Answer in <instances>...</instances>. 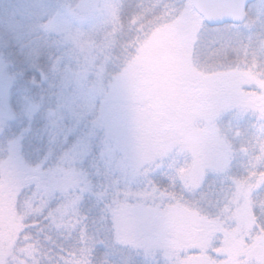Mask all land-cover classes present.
I'll return each instance as SVG.
<instances>
[{
  "label": "rangeland",
  "instance_id": "1",
  "mask_svg": "<svg viewBox=\"0 0 264 264\" xmlns=\"http://www.w3.org/2000/svg\"><path fill=\"white\" fill-rule=\"evenodd\" d=\"M120 2L0 0V124L10 113H20L26 96L40 97L44 110L36 123L42 121L50 128L53 138L58 135L61 149L65 148L62 155L49 156L54 158L48 163L44 161L41 168H20L25 162L30 165L34 157L26 156L22 145L18 147L16 135L13 139L12 133L6 136L0 132V177L7 174L21 182L8 191L0 184V223L4 222L11 232L16 229V234L19 233L22 219L13 213V208L16 195L24 185L37 186V191L46 193L48 203L54 206L55 197L58 196L59 201L67 199V185L83 182L87 188L78 201V208L84 197H97L96 191L103 192L99 197L108 203V208L116 193L130 191L134 195L121 200L128 206L130 235L127 238L116 236L109 208L110 219L105 220V227L94 221L90 223L92 231L87 235L93 252L95 254L99 247L107 251L99 257L100 264L105 260L108 264H120L117 259L120 248L128 254H136L146 263L163 264L160 262L163 261L162 245L167 235L164 208L159 201L135 195L146 187L135 171L174 150L195 154L204 138L213 131L214 102L216 107L221 106L215 97L220 94L214 85L221 79L232 81L236 88L228 96H233L241 93L240 85L252 82L235 70L228 78L218 77L206 83L201 78L204 67L194 63L195 29L188 36L182 35L175 22L164 23L126 54L120 50L127 35V27L119 25ZM56 4L62 5L55 7ZM63 6L68 7L67 10L62 9ZM136 25L141 28L139 20ZM131 34L138 36L136 31ZM54 36L60 39L54 46L60 49L61 55L62 42H68L75 55L70 52L64 59L53 60L49 51L51 58L43 57L39 46H45L47 52L52 48L49 40ZM81 53H84L82 59L78 56ZM27 74L29 78L25 80ZM18 76L24 81H19ZM91 76L96 78L90 80ZM34 79L38 80V87L33 85ZM50 79L54 84H50ZM254 79L258 82L254 84L259 85L261 78L255 76ZM79 91L92 109L89 122L79 119L77 100H71ZM260 94L264 96V90ZM260 101H264V97ZM26 102L29 109L35 107L30 99ZM95 107H98L97 112ZM50 112L55 113L58 121L55 125L49 119ZM21 123L23 121L18 120L16 126ZM85 125L89 127L80 131V126ZM93 148L98 152L97 165L96 154H90ZM89 158L90 164L86 166ZM80 161L84 164L82 168ZM96 179L99 186L92 187ZM6 211L11 215L4 218ZM233 220L236 228L230 234V250L238 253L236 256L247 254L257 261L264 260V245L244 244V236L256 225L251 206L238 212ZM1 229L5 230L3 226ZM209 231L202 221L190 216L176 221L174 236L180 243L203 244L209 238Z\"/></svg>",
  "mask_w": 264,
  "mask_h": 264
},
{
  "label": "snow or ice",
  "instance_id": "2",
  "mask_svg": "<svg viewBox=\"0 0 264 264\" xmlns=\"http://www.w3.org/2000/svg\"><path fill=\"white\" fill-rule=\"evenodd\" d=\"M126 7L154 17L163 15L166 21L175 22L185 36L195 29L193 55L198 67L211 65L213 71L227 72L255 65L261 75L259 87L246 84L240 85V90H264V0H161L154 6L131 0ZM32 83L39 86L37 79ZM214 87L224 96L236 88L228 79H221ZM26 99L35 107L29 109ZM43 110L40 97L26 96L20 113H10L0 124V132L6 136L12 133L13 139L18 134L23 140L31 132V121ZM237 116H243L238 125L234 118ZM49 119L54 125L58 123L54 112L49 113ZM18 120L23 121L19 127ZM212 126L213 131L195 154L174 150L139 167L135 172L146 187L135 195L159 201L164 208L167 235L162 245L163 264H264V260L257 261L247 254L233 256L230 252V234L236 228L233 217L246 206H251L259 227L254 225L244 237L245 246H253L264 231V113L221 105ZM0 184L8 191L21 182L5 174L0 177ZM66 187L67 199L55 207L41 192L31 195L32 200L25 206L20 190L15 208L27 219H23V228L14 242L7 233L0 241V264H19L25 256L27 264H100L96 257L104 249L96 248L94 255L85 227L87 218L78 211V201L87 186L81 182ZM132 195L130 191L118 192L109 205L117 237L130 235L128 206L121 200ZM190 216L210 230L206 243L176 240V221Z\"/></svg>",
  "mask_w": 264,
  "mask_h": 264
},
{
  "label": "trees",
  "instance_id": "3",
  "mask_svg": "<svg viewBox=\"0 0 264 264\" xmlns=\"http://www.w3.org/2000/svg\"><path fill=\"white\" fill-rule=\"evenodd\" d=\"M66 1L69 2V0H66ZM72 1L74 3H76L77 0H72ZM130 2H131V0H121V2H120L121 4L119 5V8H118L119 25L124 24L127 27V35H126V38H125V40L122 43V46L120 48V50H124L125 52H127L126 54L131 53L137 47L138 44L145 42L148 39V37H149L148 35L150 33H153L154 31H156V29L161 28V26H164L168 23V21H166L163 18V15H161L160 17H154V16H151L149 13H146L144 11H140V12L129 11L127 9L126 5ZM140 2L154 6L156 4H159L161 2V0H140ZM59 5L61 7L62 4H56L55 7H59ZM66 8H68V7H65V6L62 7V9H66ZM140 18L142 20H140ZM136 20H139L141 22V28H139L138 25H136ZM132 31H136L137 35L138 36L140 35V38L138 39V36L132 37L131 36ZM52 39L54 41L51 39L49 40L52 48H50V50L47 51L48 54L45 51V46L44 47L39 46V49H42L44 52L42 54L43 57L51 58V56H52L53 60H54V58H61V57H62V59H64L65 57L70 55V52H72V55H75L74 50L71 51L72 48L66 44L68 42H62V44H61L62 55H61L59 53L60 49L57 46H54V42H55V45H58L57 43H58V40H60V39H58L56 36H54V38H52ZM14 50H15V48H14ZM16 51H17V48H16ZM49 51L51 53V56H50ZM78 56H81V59H82L84 56V53L78 54ZM81 59L79 58V60H81ZM47 62H49V59L47 60ZM76 64L78 65L77 61H76ZM61 65L63 67L62 69H64V62ZM80 65H83L82 60L80 61ZM203 67H204L205 71L203 72L201 78L204 79V81L206 83L209 82L210 79H219L221 77L228 78L230 72L235 71V70H229L227 72H218V71L210 70V65L207 67H205V66H203ZM81 71H83V70H81ZM81 71H79V72H81ZM236 71H238L240 73L242 72V74L244 73V75H246L250 79L252 84L258 83L254 79L255 76L261 78V75L255 70V65H253L252 68H249L246 70H240V71L236 70ZM80 74H83V73H80ZM28 75L29 74L26 75L27 79H25V80H28V78H29ZM17 78L19 79V81L22 80L19 76ZM95 78L96 77L91 76L90 80L95 79ZM22 81H24V80H22ZM50 81H51L50 84L51 83L54 84L53 79H50ZM18 85H19V82H18ZM90 86H92L91 82H90ZM17 87H19V86H17ZM257 87H259V85H257ZM260 93L241 91V93L239 92L238 94H235L233 96H228V95L227 96H224V95L217 96V95H215V97L217 100H220L218 103H221V105H232V106H236V107L241 108L243 111L251 110V111H254L257 113H264V101H260V99L264 96H262ZM49 95H50V93H49ZM83 96H84V94L81 91H79L77 95H73L71 100H73V99L77 100V108H78L77 109V116L79 117V119L82 122H89L91 120V117H92L91 116L92 112H90L92 109H91L90 103H88V100L84 99ZM227 98L229 101L227 100ZM214 103H215V105H214V111L212 112V115L214 114V116H215L219 106L216 107L217 106L216 102H214ZM97 110H98V107H95V112H97ZM234 118L236 120L237 125L239 124L240 120H243V116H237ZM249 119H251V117H249ZM39 120H40V115L35 120L31 121V125H32L31 132L28 133L23 138V140H21V138L18 134L16 135L18 147H20V145H22V150L24 152L26 151V156L31 154L30 156L34 157V159H31L30 165L27 162H25V164L20 165V168H24L26 166H30V168L33 167V169H36L37 167L41 168L40 166L44 165V161H45V163H48L55 156H60L63 153H65V148L61 149V147L59 146V142L57 139L58 135H56L55 138H53L52 135L49 134L50 128H48L42 121L40 123H36ZM87 127H89V126L88 125L87 126L86 125L80 126V131L87 128ZM247 130H248L247 123H245L244 131H247ZM81 136H82V134L80 135V140H82ZM99 141L100 140H98V142H95V144L97 145V143H99ZM91 145H92V143H90V146ZM90 151H91L90 154H93V153L96 154V156L94 158V160L96 161L98 152L94 148H93V151L92 150H90ZM46 156H47V158H46ZM49 156H54V157H49ZM24 158L26 159V157H24ZM87 163L90 164V158L86 162V166H87ZM83 165H84L83 161H80V164H79L80 168H82ZM96 165H97V161H96ZM102 167H103V165H102ZM40 170H42V169H40ZM88 170H89V168H86V171H88ZM102 179H103V181L106 180L104 178H102ZM96 182H97V179H96V181L93 180L92 187L99 186L98 184H96ZM24 188H26L25 191L29 195H35L37 192L44 193L43 191H37L38 188L35 185H32V186L27 185ZM93 190H94V188H93ZM95 194H97V197H92V198L84 197L82 202H79L78 211L82 217L87 218L85 221V227L87 229L88 234H89V232L92 231V228H90L91 221L98 223L99 226L102 227L105 225L104 223L106 222L105 216L107 215V219H110L109 217L111 214L110 209L107 207L108 203L105 204L103 202L102 198L99 197V195H101V196L103 195V192L102 191H96ZM54 200L57 203L59 201L58 196L55 197ZM55 206L56 205H54L53 207H55ZM104 208H106V211L104 210ZM13 209H14L13 213H15V215L17 217L21 218L23 221L25 216L23 214H17L16 208H13ZM104 211L106 212V214ZM13 213H12V216L14 215ZM252 214H253V212H252ZM10 215L11 214L6 211V212H4L3 217L6 218V217H9ZM253 217H254L255 224H256L255 226L259 227V225L257 223V218L254 214H253ZM2 226L5 228V230L1 229ZM22 228H23V224H22ZM22 228L19 231H21ZM6 233L10 234L11 239L14 242L16 235H17L16 229H14L11 232L10 229L8 228V226H6L4 222L0 223V241H2L4 239ZM261 237H264V231L261 232ZM261 237L257 238V241L255 242L256 244L259 243L260 245H264V243H261ZM103 249H105V248H103ZM120 249H121L120 250L121 251L120 256H119L120 259L117 258L120 261V264L121 263L122 264H150L149 262L146 263L142 259L138 258V256H136V254L135 255H133L131 253L128 254L127 252L123 251L122 248H120ZM249 251H251V249ZM231 252H232L231 254L233 256H236L238 254L235 251H231ZM104 254H107L106 250H104L102 253H99V255L96 257L97 260L99 259V257H102ZM160 262L163 263L162 260ZM157 263L158 262H153V264H157Z\"/></svg>",
  "mask_w": 264,
  "mask_h": 264
},
{
  "label": "clouds",
  "instance_id": "4",
  "mask_svg": "<svg viewBox=\"0 0 264 264\" xmlns=\"http://www.w3.org/2000/svg\"><path fill=\"white\" fill-rule=\"evenodd\" d=\"M20 198H21V201L22 203H24L25 206H27L28 202L32 200V196L29 195L25 189H21V193H20ZM25 219H27V216H25ZM21 255L24 256V249L22 248L21 249ZM19 264H27V258L25 256V258L23 260H21L19 262Z\"/></svg>",
  "mask_w": 264,
  "mask_h": 264
},
{
  "label": "water",
  "instance_id": "5",
  "mask_svg": "<svg viewBox=\"0 0 264 264\" xmlns=\"http://www.w3.org/2000/svg\"><path fill=\"white\" fill-rule=\"evenodd\" d=\"M104 105H105L104 110L106 111L107 110V104H106V102H105Z\"/></svg>",
  "mask_w": 264,
  "mask_h": 264
}]
</instances>
